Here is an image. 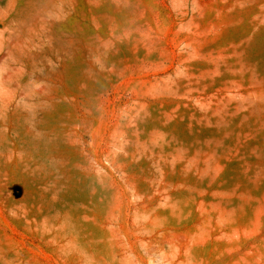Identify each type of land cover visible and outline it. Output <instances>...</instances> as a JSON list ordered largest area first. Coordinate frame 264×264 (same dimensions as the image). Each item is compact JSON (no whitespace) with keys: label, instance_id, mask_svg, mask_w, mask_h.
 <instances>
[{"label":"rangeland","instance_id":"374dc122","mask_svg":"<svg viewBox=\"0 0 264 264\" xmlns=\"http://www.w3.org/2000/svg\"><path fill=\"white\" fill-rule=\"evenodd\" d=\"M0 264H264V0H0Z\"/></svg>","mask_w":264,"mask_h":264},{"label":"bare ground","instance_id":"6f19581e","mask_svg":"<svg viewBox=\"0 0 264 264\" xmlns=\"http://www.w3.org/2000/svg\"><path fill=\"white\" fill-rule=\"evenodd\" d=\"M17 81V80H16ZM15 83V82H14ZM15 94V93H14Z\"/></svg>","mask_w":264,"mask_h":264}]
</instances>
